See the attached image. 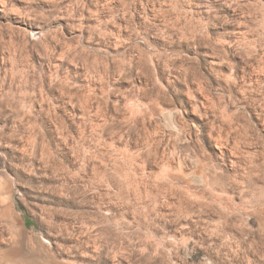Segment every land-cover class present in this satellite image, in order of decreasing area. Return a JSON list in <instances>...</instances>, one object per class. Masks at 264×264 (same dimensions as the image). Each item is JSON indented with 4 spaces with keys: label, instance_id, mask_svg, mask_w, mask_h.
<instances>
[{
    "label": "rangeland",
    "instance_id": "1",
    "mask_svg": "<svg viewBox=\"0 0 264 264\" xmlns=\"http://www.w3.org/2000/svg\"><path fill=\"white\" fill-rule=\"evenodd\" d=\"M0 264H264V0H0Z\"/></svg>",
    "mask_w": 264,
    "mask_h": 264
}]
</instances>
